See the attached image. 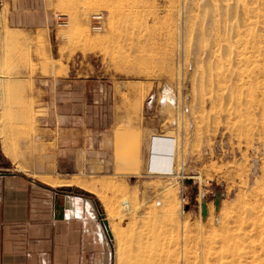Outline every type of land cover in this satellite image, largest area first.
Instances as JSON below:
<instances>
[{
    "label": "rangeland",
    "instance_id": "374dc122",
    "mask_svg": "<svg viewBox=\"0 0 264 264\" xmlns=\"http://www.w3.org/2000/svg\"><path fill=\"white\" fill-rule=\"evenodd\" d=\"M44 3L52 55L90 80L93 120L114 125V171L84 174L116 233L110 264H264V0ZM7 4L4 100L16 87L9 46L29 44L8 28ZM41 36L35 48L48 46Z\"/></svg>",
    "mask_w": 264,
    "mask_h": 264
},
{
    "label": "crops",
    "instance_id": "0c3cea01",
    "mask_svg": "<svg viewBox=\"0 0 264 264\" xmlns=\"http://www.w3.org/2000/svg\"><path fill=\"white\" fill-rule=\"evenodd\" d=\"M7 5L8 28L29 44L20 51L9 46L16 87L5 100L0 73V264H110L100 207L73 187L95 191L49 179L113 172L114 125L93 120L90 80L71 76L67 62L52 55L44 0ZM40 34L48 46L35 48ZM18 162L28 163V170Z\"/></svg>",
    "mask_w": 264,
    "mask_h": 264
},
{
    "label": "bare ground",
    "instance_id": "6f19581e",
    "mask_svg": "<svg viewBox=\"0 0 264 264\" xmlns=\"http://www.w3.org/2000/svg\"><path fill=\"white\" fill-rule=\"evenodd\" d=\"M89 6V5H88ZM99 6H100V4H99ZM94 7H96V6H93V5H91L89 8H94ZM111 13H113V11H111ZM77 21H76V25H78V26H83L84 27V25H85V22H84V20H81V18L80 19H76ZM1 84H2V92H3V98H4V94H5V92H6V86H5V84H4V82L3 81H1ZM45 179V178H44ZM51 182H53V183H76V184H81V185H84V186H86V187H88V188H90V189H92V190H94V191H98V185L96 184V183H94V182H88L85 178H83L82 176H75V177H72V178H70V179H68V180H60V179H56V180H53V179H49ZM48 180V181H49ZM123 204H124V208L128 211V209H129V202H128V199H125L124 200V202H123ZM109 214V213H108ZM108 217V216H107ZM255 217V216H254ZM258 217V216H257ZM257 219V218H256ZM243 220V219H242ZM255 222V221H254ZM261 222V221H260ZM109 225H110V229H111V232H112V236L114 237V238H116V233H115V231H114V229H112V226H111V224H110V222H109ZM227 241V240H226ZM263 259V258H262Z\"/></svg>",
    "mask_w": 264,
    "mask_h": 264
},
{
    "label": "built area",
    "instance_id": "2783aa9c",
    "mask_svg": "<svg viewBox=\"0 0 264 264\" xmlns=\"http://www.w3.org/2000/svg\"><path fill=\"white\" fill-rule=\"evenodd\" d=\"M92 21H91V29L93 31H101L103 30V20H104V13H95L91 16ZM56 19L59 24L61 25H67V21L62 18V15H56Z\"/></svg>",
    "mask_w": 264,
    "mask_h": 264
},
{
    "label": "water",
    "instance_id": "95a60500",
    "mask_svg": "<svg viewBox=\"0 0 264 264\" xmlns=\"http://www.w3.org/2000/svg\"><path fill=\"white\" fill-rule=\"evenodd\" d=\"M219 204H220V198L218 197L216 199L217 207L219 206ZM100 211H101V209H100ZM207 214H208V208L206 206V203L204 202L203 203V215L206 216ZM98 217L102 221V223H103V225H104V227L106 229V232H107V235H108L109 239H112L113 236H112V232H111V229H110L109 221H108L106 215L103 212H100Z\"/></svg>",
    "mask_w": 264,
    "mask_h": 264
},
{
    "label": "trees",
    "instance_id": "16d2710c",
    "mask_svg": "<svg viewBox=\"0 0 264 264\" xmlns=\"http://www.w3.org/2000/svg\"><path fill=\"white\" fill-rule=\"evenodd\" d=\"M64 189H67V188H64ZM74 191L78 194H82L84 196H88V197H91L95 200V202L101 207V210L103 211V207L101 205V203L99 202V200L96 198V196L93 194V193H90L84 189H80V188H77V189H74Z\"/></svg>",
    "mask_w": 264,
    "mask_h": 264
}]
</instances>
